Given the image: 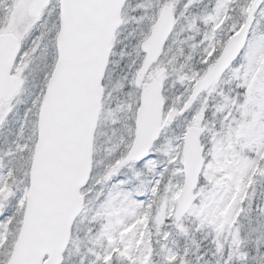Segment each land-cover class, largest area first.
I'll list each match as a JSON object with an SVG mask.
<instances>
[{"label":"snow or ice","instance_id":"obj_1","mask_svg":"<svg viewBox=\"0 0 264 264\" xmlns=\"http://www.w3.org/2000/svg\"><path fill=\"white\" fill-rule=\"evenodd\" d=\"M0 264H264V0H0Z\"/></svg>","mask_w":264,"mask_h":264}]
</instances>
